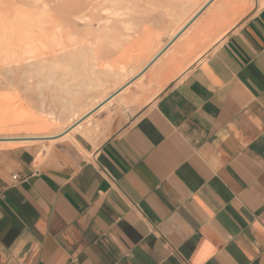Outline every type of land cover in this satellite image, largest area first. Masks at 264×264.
I'll return each mask as SVG.
<instances>
[{
	"label": "crops",
	"instance_id": "crops-1",
	"mask_svg": "<svg viewBox=\"0 0 264 264\" xmlns=\"http://www.w3.org/2000/svg\"><path fill=\"white\" fill-rule=\"evenodd\" d=\"M127 15L82 23L100 38L52 71L7 72L0 264H264V0H133ZM140 49L126 79L103 74Z\"/></svg>",
	"mask_w": 264,
	"mask_h": 264
},
{
	"label": "bare ground",
	"instance_id": "bare-ground-1",
	"mask_svg": "<svg viewBox=\"0 0 264 264\" xmlns=\"http://www.w3.org/2000/svg\"><path fill=\"white\" fill-rule=\"evenodd\" d=\"M81 0H77L74 3L73 11L74 13H69V16L73 17L74 21L82 22V23H89L90 20L93 18L92 15L88 14V11L82 7L80 4ZM17 7V6H16ZM125 7V6H124ZM123 7V0H104L100 4V13L104 15L103 20L107 21L108 16L117 14L121 11ZM20 8V7H19ZM18 7L13 9L15 15L13 16V11L10 13L11 16L7 17L4 15H0V67L2 66H11V67H21L26 64V62L34 61V67L39 68L40 70L44 69L45 62H53L55 56H58V53L61 51H68L73 45H75L76 41L81 38H92V39H99L100 34L94 33H86V35H77L67 33L63 29L64 21L61 19L54 20L53 16H50L49 13H45L44 10L39 11L38 13L31 12L30 8L22 7L19 9ZM38 9V8H36ZM196 13V12H195ZM194 13V14H195ZM193 15V14H192ZM171 19V18H170ZM172 20V19H171ZM187 24V23H186ZM181 25V24H180ZM182 26V25H181ZM186 26V25H185ZM167 29V28H166ZM182 30V29H181ZM176 31V30H175ZM173 32V31H172ZM171 34V33H170ZM91 35V36H90ZM169 36V35H168ZM167 38V37H166ZM168 40V39H167ZM81 42V41H80ZM79 43V42H78ZM83 43V42H82ZM160 43V42H159ZM78 45V44H77ZM166 47V46H165ZM159 48V47H158ZM82 49V48H81ZM80 49V50H81ZM89 49H91L89 47ZM88 50V49H87ZM127 51V48L124 49ZM89 52V51H88ZM72 54V53H71ZM85 54V52H84ZM125 52L116 56L114 59L107 61L104 64L103 74H106L107 77H111L114 80H121L129 75L132 70L123 71L126 68L127 62H133L134 64L140 63L142 56L145 55V52L142 53L141 49L139 50V57H133L131 53L126 55ZM73 55V54H72ZM80 55V54H79ZM83 56V55H81ZM83 59V57H81ZM87 56V52H86ZM60 57V55H59ZM75 57V56H74ZM79 57V56H78ZM78 57H75L78 60ZM58 58V57H56ZM61 58V57H60ZM89 58V54H88ZM91 58V56H90ZM62 59V58H61ZM67 59V58H66ZM93 59V58H92ZM90 60V59H89ZM85 61V60H84ZM77 62V61H75ZM91 62V61H89ZM60 63V62H59ZM83 63V60H82ZM92 63V62H91ZM56 64V62H55ZM64 64V63H63ZM71 65V63H68ZM80 64V63H79ZM51 65V64H48ZM65 65V64H64ZM76 65V64H75ZM81 65V64H80ZM83 65V64H82ZM148 65V64H147ZM61 66V65H59ZM91 66V65H89ZM47 67V66H45ZM84 67V66H83ZM92 67V66H91ZM145 67V66H144ZM25 68V67H24ZM36 68V69H37ZM54 66V70H55ZM59 68V67H57ZM61 68V67H60ZM87 68V67H86ZM89 68V67H88ZM35 69V68H34ZM32 69V70H34ZM70 69V68H69ZM72 69V68H71ZM74 69V68H73ZM95 69V67H94ZM39 70V71H40ZM45 70V69H44ZM64 70V69H63ZM78 70V69H77ZM24 71V70H23ZM29 71V69H28ZM52 71V70H50ZM72 71V70H71ZM70 71V73H72ZM91 71V70H90ZM95 71V70H94ZM121 71H123L121 73ZM11 72V71H10ZM17 72V71H16ZM35 72V71H34ZM44 72V71H43ZM66 72V71H64ZM77 72V71H76ZM79 72V71H78ZM77 72V73H78ZM89 72V71H88ZM92 72V71H91ZM101 71H99L100 73ZM5 73V72H4ZM3 73V74H4ZM13 73V72H11ZM28 73V72H27ZM33 73V72H31ZM57 73V71H56ZM5 78V75H3ZM22 74V73H21ZM25 74V72L23 73ZM53 74V73H52ZM20 75V74H19ZM18 75V76H19ZM29 76L28 74H26ZM35 75V73H34ZM54 75V74H53ZM51 75V76H53ZM64 75V74H63ZM66 75V74H65ZM93 74H91L92 76ZM97 75V74H96ZM16 76V75H15ZM47 76V75H46ZM60 76V75H59ZM68 76V75H66ZM41 77V76H40ZM43 77V76H42ZM73 77V75H72ZM85 77V76H84ZM88 77V75H87ZM97 77V76H96ZM141 77V76H140ZM21 78V77H20ZM25 78V77H23ZM29 78V77H28ZM47 78V77H46ZM71 79V76L69 77ZM89 78V77H88ZM87 78V79H88ZM38 79V77H37ZM48 79V78H47ZM55 79V78H54ZM91 79V78H90ZM99 79V78H97ZM126 79V78H125ZM32 80V79H31ZM42 81V79H40ZM50 80V79H49ZM53 80V79H52ZM61 80V79H60ZM69 80V79H68ZM9 81V79H8ZM37 81V80H36ZM44 81V79H43ZM56 81V80H55ZM54 81V82H55ZM71 81V80H70ZM91 81V80H90ZM93 81V79H92ZM45 82V81H44ZM49 82V81H48ZM57 82V81H56ZM81 82V81H79ZM83 82V81H82ZM81 82V83H82ZM16 83V82H14ZM42 83V82H41ZM17 84V83H16ZM15 84V85H16ZM21 84V83H20ZM23 84V83H22ZM40 84V83H39ZM43 84V83H42ZM41 84V85H42ZM76 84V83H75ZM78 84V83H77ZM76 84V85H77ZM84 84V83H83ZM114 84V83H113ZM13 85V84H12ZM19 83L17 84V86ZM29 85V84H28ZM37 85V84H36ZM40 85V86H41ZM86 86V84H84ZM96 85V84H95ZM103 85V83H102ZM124 85V84H123ZM27 85H25L26 87ZM35 86V85H34ZM48 86V85H47ZM79 86V85H78ZM77 86V87H78ZM39 87V86H36ZM60 87V86H59ZM87 87V86H86ZM85 87V88H86ZM80 88V87H79ZM65 89V88H64ZM68 90V89H67ZM66 90V91H67ZM72 90V89H71ZM69 90V91H71ZM25 91V90H24ZM29 91V90H27ZM31 91V90H30ZM67 91V92H69ZM74 92V91H73ZM41 93V92H38ZM66 94V93H65ZM74 94V93H73ZM38 95V94H37ZM42 95V93H41ZM67 95V94H66ZM70 96V94H68ZM113 95V94H112ZM39 97V96H38ZM43 97V96H42ZM61 97V96H60ZM46 99V97H44ZM62 98V97H61ZM74 98V97H73ZM90 98V97H88ZM58 99V98H57ZM38 100V98H37ZM68 100V99H67ZM105 100V99H104ZM40 101V100H39ZM38 101V102H39ZM54 101V100H53ZM87 101V100H85ZM44 102V100H43ZM64 102V101H62ZM110 102V101H109ZM40 103V102H39ZM53 103V102H52ZM42 104V103H41ZM58 104V102H57ZM65 104V103H64ZM74 105V104H73ZM100 105V104H99ZM66 106V105H64ZM98 106V105H97ZM110 106V105H109ZM59 107V106H58ZM67 107V106H66ZM43 108V105H42ZM56 108V107H55ZM64 108V107H63ZM70 108V107H69ZM72 108V107H71ZM48 109V108H47ZM128 109V108H127ZM68 110V109H67ZM66 110V111H67ZM44 111V108L43 110ZM63 111V110H62ZM51 111H49L50 113ZM63 113V112H62ZM43 114V113H42ZM47 114V113H46ZM51 114V113H50ZM54 114V113H53ZM74 114V113H73ZM50 116V115H49ZM54 116V115H53ZM58 116V115H57ZM85 116V115H84ZM51 117V116H50ZM75 117V115L73 116ZM82 117V116H81ZM53 119V118H52ZM71 120V119H70ZM11 136V135H10ZM42 136V135H41ZM68 137V136H65Z\"/></svg>",
	"mask_w": 264,
	"mask_h": 264
},
{
	"label": "rangeland",
	"instance_id": "rangeland-1",
	"mask_svg": "<svg viewBox=\"0 0 264 264\" xmlns=\"http://www.w3.org/2000/svg\"><path fill=\"white\" fill-rule=\"evenodd\" d=\"M77 0H0V15H4V16H11V12L13 11V9L15 8H22V7H30V9H36L38 8L39 10H44L45 13H49L50 16H53L55 19L54 20H59L61 21V19L64 21V23H68L71 25H74V27L72 26L70 28V33L71 34H77L82 36L83 32H82V22H78V21H74L73 17L69 16V13H74L73 11V6L74 3H76ZM104 0H81V5L82 7H84V9L87 8L88 12H91V14H93V23L96 24L97 26L94 27V29H98L99 25H109V24H115L116 22H123L125 23L128 19H130V15H127L130 13V9L132 6V1L133 0H123V7L121 9V11L117 14H113L108 16V20L104 21L103 17L104 15L100 13V4L103 2ZM135 3L136 2H140L142 4L143 1L146 0H134ZM17 6V7H16ZM19 8V9H20ZM11 13V14H10ZM13 16L15 15L14 11H13ZM120 19H123V21H121ZM93 29V28H92ZM109 29V28H106ZM104 33V32H103ZM109 33V32H108ZM94 34H99V33H94ZM82 39V38H81ZM59 55V54H58ZM50 63H45L44 69L43 71H50L51 66L52 65H48ZM35 65V64H34ZM36 66V65H35ZM47 66V67H45ZM25 67V68H24ZM35 68V69H34ZM34 67L32 63H28L25 64L21 67H11V66H2L0 67V86H7V75H5L7 72H20L23 71L24 72H34V71H39L40 69ZM29 69V71H28ZM34 69V70H32ZM5 72V73H4ZM4 73V74H3ZM5 75V78L4 76ZM49 80H45V82H48ZM14 82H20V81H14ZM22 82V81H21ZM24 82H28V83H37L38 81L36 80H29V81H24ZM40 82V80H39Z\"/></svg>",
	"mask_w": 264,
	"mask_h": 264
}]
</instances>
